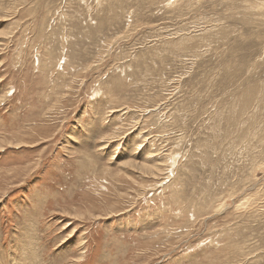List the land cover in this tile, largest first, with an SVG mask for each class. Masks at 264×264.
<instances>
[{"label": "rangeland", "instance_id": "1", "mask_svg": "<svg viewBox=\"0 0 264 264\" xmlns=\"http://www.w3.org/2000/svg\"><path fill=\"white\" fill-rule=\"evenodd\" d=\"M0 264H264V0H0Z\"/></svg>", "mask_w": 264, "mask_h": 264}, {"label": "bare ground", "instance_id": "2", "mask_svg": "<svg viewBox=\"0 0 264 264\" xmlns=\"http://www.w3.org/2000/svg\"><path fill=\"white\" fill-rule=\"evenodd\" d=\"M179 44V43H178ZM150 162V161H149ZM163 166V164H162ZM142 167V166H141ZM145 171H146V174L148 175H153L155 176L157 173H160V165L156 164V165H152V166H149V167H144ZM143 170V169H142ZM163 172V171H161Z\"/></svg>", "mask_w": 264, "mask_h": 264}]
</instances>
